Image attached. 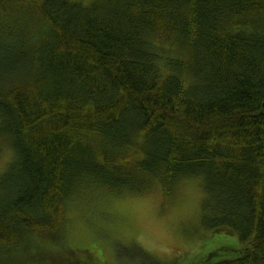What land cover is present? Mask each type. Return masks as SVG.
Instances as JSON below:
<instances>
[{
	"label": "trees",
	"instance_id": "16d2710c",
	"mask_svg": "<svg viewBox=\"0 0 264 264\" xmlns=\"http://www.w3.org/2000/svg\"><path fill=\"white\" fill-rule=\"evenodd\" d=\"M0 138V251L65 246L82 185L200 177L215 264H264V0H0Z\"/></svg>",
	"mask_w": 264,
	"mask_h": 264
},
{
	"label": "rangeland",
	"instance_id": "374dc122",
	"mask_svg": "<svg viewBox=\"0 0 264 264\" xmlns=\"http://www.w3.org/2000/svg\"><path fill=\"white\" fill-rule=\"evenodd\" d=\"M13 160L9 143L0 138V176ZM142 177L139 191L82 185L66 205L65 246L49 232L39 239L42 259L22 245L2 249L0 264H215L232 256L233 237L203 229L210 210L202 178L180 179L167 190Z\"/></svg>",
	"mask_w": 264,
	"mask_h": 264
}]
</instances>
